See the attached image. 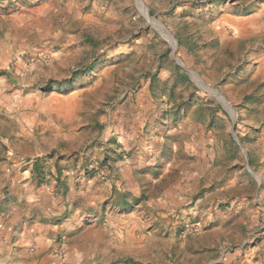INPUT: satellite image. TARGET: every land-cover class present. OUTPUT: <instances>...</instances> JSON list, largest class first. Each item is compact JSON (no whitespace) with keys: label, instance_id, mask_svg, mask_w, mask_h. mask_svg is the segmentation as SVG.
Here are the masks:
<instances>
[{"label":"rangeland","instance_id":"rangeland-1","mask_svg":"<svg viewBox=\"0 0 264 264\" xmlns=\"http://www.w3.org/2000/svg\"><path fill=\"white\" fill-rule=\"evenodd\" d=\"M141 2L0 0V217L31 166L81 264H264V0Z\"/></svg>","mask_w":264,"mask_h":264},{"label":"crops","instance_id":"crops-1","mask_svg":"<svg viewBox=\"0 0 264 264\" xmlns=\"http://www.w3.org/2000/svg\"><path fill=\"white\" fill-rule=\"evenodd\" d=\"M249 21L251 34L264 29V3ZM31 170L18 176L23 186L12 189L19 206L0 217V264H62L63 256L67 264H81L88 258L86 250L96 251L108 242L107 233L95 227L84 233L81 211L69 206L66 214L64 198L54 196L55 183L51 188L47 182L37 183Z\"/></svg>","mask_w":264,"mask_h":264},{"label":"water","instance_id":"water-1","mask_svg":"<svg viewBox=\"0 0 264 264\" xmlns=\"http://www.w3.org/2000/svg\"><path fill=\"white\" fill-rule=\"evenodd\" d=\"M139 3L142 5V7L146 10V7L144 6V4L141 2V0H138ZM154 21V19H152Z\"/></svg>","mask_w":264,"mask_h":264},{"label":"bare ground","instance_id":"bare-ground-1","mask_svg":"<svg viewBox=\"0 0 264 264\" xmlns=\"http://www.w3.org/2000/svg\"><path fill=\"white\" fill-rule=\"evenodd\" d=\"M142 6V5H141ZM145 10V9H144Z\"/></svg>","mask_w":264,"mask_h":264}]
</instances>
